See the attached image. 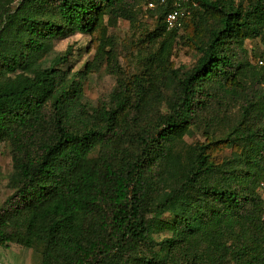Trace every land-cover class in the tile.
<instances>
[{
  "label": "trees",
  "instance_id": "obj_1",
  "mask_svg": "<svg viewBox=\"0 0 264 264\" xmlns=\"http://www.w3.org/2000/svg\"><path fill=\"white\" fill-rule=\"evenodd\" d=\"M191 1L168 32L173 0H0L1 248L41 264H264V51L253 64L246 46L264 44V0ZM146 12L128 74L108 29ZM76 34L97 35L93 62L73 72L69 49L39 67ZM181 44L192 65L172 62ZM104 61L116 89L88 107Z\"/></svg>",
  "mask_w": 264,
  "mask_h": 264
},
{
  "label": "rangeland",
  "instance_id": "obj_2",
  "mask_svg": "<svg viewBox=\"0 0 264 264\" xmlns=\"http://www.w3.org/2000/svg\"><path fill=\"white\" fill-rule=\"evenodd\" d=\"M147 6L144 10L147 11ZM138 29L132 28L126 21H119L116 27L108 29V35L117 41L116 56L122 66L123 71L132 74L136 70L134 64V56L136 54V44L138 39V51L143 47L148 46V41L143 36V26L154 31L155 20L151 13L146 12L138 20ZM180 35L184 34L183 29L180 30ZM142 35V40H140ZM98 37L94 35L76 34L67 39L59 40L53 43L51 52L47 55L44 62L39 67H48L50 63L59 55L68 51L73 52L72 64H70L73 72L81 69L88 62L94 61L97 53ZM150 49L158 50L159 45H149ZM246 46L250 51V59L252 63L256 62L255 58H259L264 51V44L259 40L254 42L247 41ZM194 57L189 48L184 45H175L172 62L177 66L192 65ZM141 69V64L138 62V72ZM116 89V77L108 70V63L104 61L98 72L88 74L84 82V103L88 107L97 108L99 106H108L111 102L112 95ZM198 139L205 141L206 136H198ZM189 142L192 139L188 140ZM231 150H226L225 156L230 154ZM13 169V160L9 148L4 144H0V207L6 199L11 195V190L8 188L9 176ZM0 264H41V258L33 250L23 249L18 245L12 244L9 247H0Z\"/></svg>",
  "mask_w": 264,
  "mask_h": 264
},
{
  "label": "built area",
  "instance_id": "obj_3",
  "mask_svg": "<svg viewBox=\"0 0 264 264\" xmlns=\"http://www.w3.org/2000/svg\"><path fill=\"white\" fill-rule=\"evenodd\" d=\"M166 0H163L165 2ZM174 10L171 11L166 17V30L173 31L175 29H180L182 27L183 20L190 16L192 13V8H197L198 4L192 2L191 0H173ZM149 9H155V4L150 3L148 5ZM259 66L264 67V61L259 62Z\"/></svg>",
  "mask_w": 264,
  "mask_h": 264
}]
</instances>
